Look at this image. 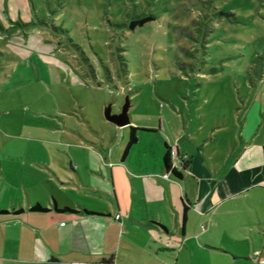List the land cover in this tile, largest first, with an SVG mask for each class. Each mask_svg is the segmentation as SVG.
<instances>
[{"label":"rangeland","instance_id":"rangeland-1","mask_svg":"<svg viewBox=\"0 0 264 264\" xmlns=\"http://www.w3.org/2000/svg\"><path fill=\"white\" fill-rule=\"evenodd\" d=\"M127 99L130 123L105 116ZM130 125L156 129L128 150L140 173L165 140L212 160L264 126V0H0V158L83 159L99 173L71 197L102 206Z\"/></svg>","mask_w":264,"mask_h":264},{"label":"crops","instance_id":"crops-1","mask_svg":"<svg viewBox=\"0 0 264 264\" xmlns=\"http://www.w3.org/2000/svg\"><path fill=\"white\" fill-rule=\"evenodd\" d=\"M138 127V139L156 131ZM263 128L212 160L165 140L161 159L141 173L128 152L99 158L102 206L71 197L87 187L84 174L99 173L83 159L0 158V264H264ZM168 146L177 163L188 161L165 177Z\"/></svg>","mask_w":264,"mask_h":264},{"label":"trees","instance_id":"trees-1","mask_svg":"<svg viewBox=\"0 0 264 264\" xmlns=\"http://www.w3.org/2000/svg\"><path fill=\"white\" fill-rule=\"evenodd\" d=\"M155 18V15L154 14H144V15H141L139 16L138 18H133L129 21V26L133 29L136 28L137 25H143L145 24L147 21L151 20V19H154ZM131 127V130H130V133H129V138H128V142H127V145H126V148L124 150V154H126L129 150V148L137 141L138 139V135H137V129L140 128L138 126H132L130 125ZM171 149L172 147L168 146V150L164 156V163H165V167H166V170H168L170 168V165H171ZM181 164L183 167L186 166V162H185V159L184 157H182L181 159ZM173 171L178 174L179 172L176 170V168L173 169ZM32 209H36V210H47L48 207H45L41 204H36V205H33L31 206ZM54 208L56 210H74V208L72 207H59L57 205L54 206ZM86 212H94V211H91V210H88V209H85Z\"/></svg>","mask_w":264,"mask_h":264},{"label":"water","instance_id":"water-1","mask_svg":"<svg viewBox=\"0 0 264 264\" xmlns=\"http://www.w3.org/2000/svg\"><path fill=\"white\" fill-rule=\"evenodd\" d=\"M130 106V100L127 99L120 112H112L111 106L109 105L105 109V116L115 122L118 125H124L130 122L128 109Z\"/></svg>","mask_w":264,"mask_h":264},{"label":"built area","instance_id":"built-area-1","mask_svg":"<svg viewBox=\"0 0 264 264\" xmlns=\"http://www.w3.org/2000/svg\"><path fill=\"white\" fill-rule=\"evenodd\" d=\"M177 150L175 149V148H172L171 149V165H170V168L164 173V176L165 177H167L168 176V174H169V171L170 170H173L174 168H175V166H176V164H177V162H176V159H175V156H176V152ZM119 215H117V217H118ZM72 264H85V262H83V261H81V262H77V261H75V262H73Z\"/></svg>","mask_w":264,"mask_h":264}]
</instances>
